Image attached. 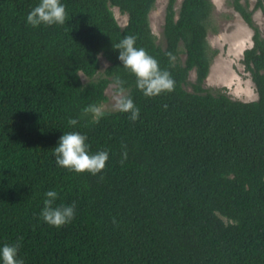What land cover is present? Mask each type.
Segmentation results:
<instances>
[{"label":"trees","instance_id":"1","mask_svg":"<svg viewBox=\"0 0 264 264\" xmlns=\"http://www.w3.org/2000/svg\"><path fill=\"white\" fill-rule=\"evenodd\" d=\"M228 1L253 29L242 62L257 100L204 87L219 53L208 41L213 0L179 10L168 0L165 47L150 21L157 0H63L66 22L38 27L26 17L39 0H0V244L18 242L25 264H264V36L254 20L264 0ZM113 7L128 15L124 26ZM125 35L170 73L171 91L135 86L113 47ZM101 55L110 64L95 79ZM110 83L134 99L136 120L83 114ZM72 130L91 151L108 150L100 173L57 165L53 147ZM52 188L56 204L76 205L60 227L40 216Z\"/></svg>","mask_w":264,"mask_h":264},{"label":"clouds","instance_id":"2","mask_svg":"<svg viewBox=\"0 0 264 264\" xmlns=\"http://www.w3.org/2000/svg\"><path fill=\"white\" fill-rule=\"evenodd\" d=\"M68 13L63 0H39L31 8L26 17V22L33 27L40 25H62L66 22ZM118 49V59L123 67L134 74L135 86L145 96H156L165 91H171L174 87V80L170 73L159 67L158 60L149 54L143 47L136 46L135 35H125L118 43L113 45ZM77 75L83 76L81 72ZM118 83H123L117 77ZM117 109L130 114V119L136 120L139 115V108L130 95H121L118 98ZM84 115L90 114L93 123H99L105 115L101 106L90 104L82 110ZM69 125L76 126L79 120L70 118ZM56 163L74 172H89L93 175L100 173L109 159L108 150H90L87 134L79 130L64 132L58 138L57 144L53 147ZM126 158V153H124ZM43 207L40 210L42 219L56 227L71 222L75 217V202L58 205L56 200L59 192L52 188L44 193ZM19 243L0 244V264H25L19 255Z\"/></svg>","mask_w":264,"mask_h":264},{"label":"rangeland","instance_id":"3","mask_svg":"<svg viewBox=\"0 0 264 264\" xmlns=\"http://www.w3.org/2000/svg\"><path fill=\"white\" fill-rule=\"evenodd\" d=\"M257 0H250L251 8ZM182 0H177L176 9L179 10ZM215 10L213 13V23L209 30L208 41L212 48L218 49L208 78L204 87L213 93L224 92L234 99L243 101H253L258 99V92L252 80L251 73L246 70L243 64L244 50L253 45V29L244 21L240 14L234 10L228 0H213ZM168 0H157L155 8L150 13V21L157 42L165 47L164 23L166 6ZM113 11L120 23L124 26L128 21V15L122 13L118 7H113ZM254 20L260 27L264 36V15L261 10L254 14ZM186 58L185 53L181 54V61ZM101 67L95 79L105 75V69L109 66V61L100 56ZM82 79L87 82L89 78L82 73ZM191 82L196 79V72L192 70L189 76ZM186 89L193 91L189 83ZM126 91H119L115 83H110L106 89L107 100L99 106L104 111L117 110V101ZM227 221V218L221 216Z\"/></svg>","mask_w":264,"mask_h":264}]
</instances>
